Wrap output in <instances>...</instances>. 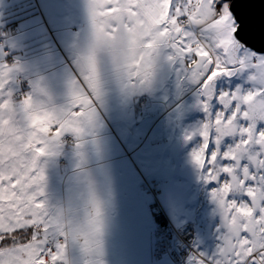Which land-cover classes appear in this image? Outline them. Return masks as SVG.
<instances>
[{
	"label": "rangeland",
	"instance_id": "1",
	"mask_svg": "<svg viewBox=\"0 0 264 264\" xmlns=\"http://www.w3.org/2000/svg\"><path fill=\"white\" fill-rule=\"evenodd\" d=\"M25 17L28 18L19 21ZM0 43V66H16L0 90V102L8 99L11 92L13 105L19 108L30 84L28 95L39 111H59L72 103L70 81L86 70V58L94 47L87 0H0ZM132 51L124 43L99 53L105 67L99 119L80 143V139L66 134L51 148L41 144L46 151L28 149L20 159L29 165L34 162L43 172L44 179L38 185L43 190L40 203L58 243L68 234L72 219L69 220L66 199L69 189L78 192L81 176L89 180L92 174L99 173L105 178L92 192L83 195V189L79 194L89 197L83 203L90 207L86 214L82 212L101 225L113 223L114 218V233L118 236L111 237L124 249L117 255H103L98 251L96 234L89 227L82 229L80 261H84L80 264H158L163 260V264H195L194 258L201 254L205 259L214 258L226 231L219 206L211 197L216 185L205 182L203 171L192 159L191 153L202 144V138L194 135L191 140L185 139L206 119L198 102V85L183 72L179 62L167 60L170 53L165 50L157 58L150 85L129 92L122 88L113 66L122 65ZM249 72L221 77L218 89H250ZM102 105L111 108L112 113L115 109V114L106 116ZM0 114L15 121L17 127L36 131L19 114L7 109ZM102 125L107 126L108 137ZM259 127L264 128V123ZM47 139L52 141L54 137ZM74 151L80 152L75 158ZM114 173L121 174L120 184ZM130 184L139 185L137 194L131 192L119 202L116 198L125 192H116L115 188ZM75 203L71 202V206ZM120 211L124 219L118 220ZM150 221L154 228L147 223ZM143 230L152 237L148 245L143 239L147 237L138 235ZM132 234L135 240L130 239ZM134 251L133 263L129 254ZM67 256L62 255L61 264H72ZM122 257H126L125 261Z\"/></svg>",
	"mask_w": 264,
	"mask_h": 264
},
{
	"label": "snow or ice",
	"instance_id": "2",
	"mask_svg": "<svg viewBox=\"0 0 264 264\" xmlns=\"http://www.w3.org/2000/svg\"><path fill=\"white\" fill-rule=\"evenodd\" d=\"M87 8L95 43L86 70L70 81L72 103L39 111L26 95L17 108L11 92L0 102V112L19 114L36 130L17 127L0 114V264H61L63 248L40 203L43 172L20 157L28 149L44 152L41 144L51 148L66 134L86 135L103 90L99 53L124 43L132 54L113 66L122 88L138 92L150 85L165 50L167 60L179 62L199 88L206 119L185 139L202 138L192 159L205 182H215L211 197L226 231L217 255L201 254L195 264H264V128L259 127L264 123V6L254 0H87ZM15 68L0 66V90ZM245 70H250V89H218L221 77Z\"/></svg>",
	"mask_w": 264,
	"mask_h": 264
},
{
	"label": "crops",
	"instance_id": "3",
	"mask_svg": "<svg viewBox=\"0 0 264 264\" xmlns=\"http://www.w3.org/2000/svg\"><path fill=\"white\" fill-rule=\"evenodd\" d=\"M101 109H102L103 113L106 116H109V117L113 116V113H114V110H115L114 109L113 113H112V109L111 108H107L106 106H103V105H102ZM96 118L99 119V116L97 115ZM101 127H102V130L106 131V133H107L106 137H108L109 134H108V131H107V126L105 127V126L102 125ZM82 140H83V138L79 140V143ZM111 141H113V140L111 139ZM111 148L114 151L115 148L113 146H111ZM78 151H80L79 147H78ZM73 154L74 155L72 157H74L75 155H79L80 152L78 153L77 151H74ZM68 165H70V164H68ZM120 175H121L120 173H114L113 174V176L117 179V183L118 184L121 183ZM96 176L102 177V175H100L99 173L94 174V175L92 174L90 176L89 180L87 178L82 177V176H81V178L79 177V183H80L81 187H79L78 192H76L73 188H71V189H69V196H68V198H66L69 201V206H68V209H69V212H70L69 213V220L71 218L72 219L69 222L68 234L64 235L62 237V241L59 244L63 248L64 256H65V254H67L68 255L67 257L70 258L72 264H80V263H82L84 261V260L80 261L81 252L83 250V248H82V244L83 243H81V242H83V240H84V233H82V229H86V228L88 229V227H89V231L91 230L92 233L96 234V243L98 245V251L100 253H102L103 255H107L108 253H112V252L115 253V255H117L118 251H123V249H124V248H122L121 243L117 241V239L111 237L112 235L116 236V237L118 236L117 234L114 233L115 225H116L114 223V218H112L113 219V223L111 221H107V222H104L101 225L99 221H95L91 217H88V216L84 217V214L82 212V211H84V213L86 214L85 210L88 211L87 207H90L89 204L83 203V201L86 202L87 200H89V197L88 196L82 197L79 194H81L83 189H84L83 190V195H85L87 193H90V192H92L94 190V188H96L97 186L101 185V184H99L97 182L96 179H94V178H96ZM138 187H139V185H137V184L136 185H131L130 184V185H125V186L118 185L115 188L116 192H125V193H123L121 196L117 197L116 199H118L119 202H120V200L124 201L126 199V197L125 198H123V197L124 196H128L131 192H135L137 194ZM95 200H96V198H95ZM95 200H94V202H96ZM71 202H76V203L71 206ZM77 211H80V212L76 214ZM117 218H118V220L124 219V216L122 215L121 211H120L119 214H117ZM147 223L150 225L151 221L147 222ZM95 225H96V227H95ZM153 225H154V223H152L150 225V227L154 228ZM145 233H146V231L143 230L138 235H141V234L145 235ZM146 237L147 238H143V239L146 240L145 244L148 245L149 244V240L152 237L151 236L150 237L146 236ZM130 239L135 240L134 239V234H132L130 236ZM68 245H69V247H67ZM135 252L136 251L132 252V254L127 253V255L128 254L130 255V258L133 261V263L135 262L134 259H133V256H134ZM76 256H78V257H76ZM122 259L125 261L126 257H122ZM103 262H105V260H103ZM163 262H164V260L159 262L158 264H163ZM90 263H86V264H90ZM144 263L145 264H150V263H147V262H144ZM97 264H99V262Z\"/></svg>",
	"mask_w": 264,
	"mask_h": 264
},
{
	"label": "bare ground",
	"instance_id": "4",
	"mask_svg": "<svg viewBox=\"0 0 264 264\" xmlns=\"http://www.w3.org/2000/svg\"><path fill=\"white\" fill-rule=\"evenodd\" d=\"M25 94H26V91H25ZM19 99H22V97H20ZM94 179H96L99 184H102L105 178L104 177H98V176H96V178H94Z\"/></svg>",
	"mask_w": 264,
	"mask_h": 264
},
{
	"label": "trees",
	"instance_id": "5",
	"mask_svg": "<svg viewBox=\"0 0 264 264\" xmlns=\"http://www.w3.org/2000/svg\"><path fill=\"white\" fill-rule=\"evenodd\" d=\"M28 17H25V18H22L21 20H19V21H23V20H25V19H27ZM15 23V22H14ZM14 23H11L10 25H12V27H14ZM51 85V84H50ZM30 84H29V88L27 87V88H25L26 89V94L28 95V91H29V89H30Z\"/></svg>",
	"mask_w": 264,
	"mask_h": 264
},
{
	"label": "water",
	"instance_id": "6",
	"mask_svg": "<svg viewBox=\"0 0 264 264\" xmlns=\"http://www.w3.org/2000/svg\"><path fill=\"white\" fill-rule=\"evenodd\" d=\"M254 2L259 3L260 5L264 6V0H254Z\"/></svg>",
	"mask_w": 264,
	"mask_h": 264
}]
</instances>
